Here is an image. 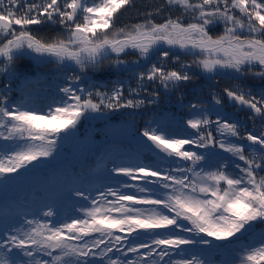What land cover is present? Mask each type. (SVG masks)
I'll use <instances>...</instances> for the list:
<instances>
[{
  "label": "snow or ice",
  "instance_id": "obj_1",
  "mask_svg": "<svg viewBox=\"0 0 264 264\" xmlns=\"http://www.w3.org/2000/svg\"><path fill=\"white\" fill-rule=\"evenodd\" d=\"M134 6L0 0V187L55 160L92 113L157 105L155 86L193 85L187 104L178 100L189 114L179 131L153 117L135 156L111 160L102 177H72L34 211L0 217V264H264V0H163L120 23ZM29 60L55 65L46 102L20 87ZM113 72L129 80L96 82ZM204 74L233 83L204 97Z\"/></svg>",
  "mask_w": 264,
  "mask_h": 264
},
{
  "label": "trees",
  "instance_id": "obj_2",
  "mask_svg": "<svg viewBox=\"0 0 264 264\" xmlns=\"http://www.w3.org/2000/svg\"><path fill=\"white\" fill-rule=\"evenodd\" d=\"M161 3L163 0H135V6L127 8L123 12L120 23H135L142 18L140 14L158 7ZM220 30L218 27L214 32ZM42 31L52 35L55 29L46 27ZM125 59L131 61L136 57L129 55ZM183 59L188 60L190 57H183ZM28 62L32 64L33 71L28 74V82L23 80L20 82V87L24 91L35 90L39 93L38 102L40 100L46 102V99L55 93V85L59 82L55 77V65L44 66ZM169 67H177V65L170 63ZM193 71L199 72L198 69H193ZM103 76L104 74L101 73L94 74L98 84L109 85V81L115 83L121 79L126 82L129 80L127 73L113 72L107 78H102ZM216 81H219L218 87L210 88L209 85L216 84ZM244 82L252 87L259 84L258 80L251 78ZM231 83L233 81L227 76L216 77V80L209 81L208 75L204 74L196 81L198 85L196 91L202 92L204 97H208L209 93H215L218 88L229 86ZM132 86H135L134 81ZM155 88L162 95V99L158 101L157 105H146L134 110L120 109L115 112L105 110L103 113L107 114V119L102 118L101 114L103 113H92L89 118L82 120L81 125L78 126L79 130L74 136H70L60 143L58 154L54 153L55 160L49 158L44 166L0 187V217L7 215L11 220L20 212L34 211L41 201L51 197L53 188L62 187L72 177L82 173H90L93 177H102L104 166L112 167L111 160L135 156L142 151V137L139 133L146 126V122L153 117L179 131L183 122L189 118V114L186 108L181 107L178 100L181 95H184V103L187 104L190 97L186 93L192 90L193 85L189 84L176 91H167L159 86H155ZM46 89L47 91H45ZM41 90L47 93L41 94ZM102 90H108V88L105 87ZM150 91L152 88H149ZM125 94L127 95V91ZM15 95L19 98L20 92ZM139 98H143V96ZM224 102L227 112L235 113L239 119L245 122L249 130H257L259 121L254 126L248 118L250 115L248 111L236 112L231 106V101L225 99ZM130 112L134 115H129ZM212 118L215 119L214 116Z\"/></svg>",
  "mask_w": 264,
  "mask_h": 264
},
{
  "label": "rangeland",
  "instance_id": "obj_3",
  "mask_svg": "<svg viewBox=\"0 0 264 264\" xmlns=\"http://www.w3.org/2000/svg\"><path fill=\"white\" fill-rule=\"evenodd\" d=\"M30 61V60H29ZM31 62H33V63H35L34 61H31ZM36 64V63H35ZM208 75V74H207ZM45 91H47V89L45 90ZM44 90H41L40 92H41V94H46L47 92H45ZM101 116H102V118H104V119H107V114H101Z\"/></svg>",
  "mask_w": 264,
  "mask_h": 264
}]
</instances>
